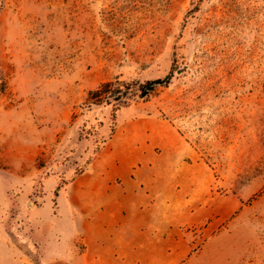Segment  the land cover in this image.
Listing matches in <instances>:
<instances>
[{
  "label": "rangeland",
  "instance_id": "374dc122",
  "mask_svg": "<svg viewBox=\"0 0 264 264\" xmlns=\"http://www.w3.org/2000/svg\"><path fill=\"white\" fill-rule=\"evenodd\" d=\"M168 77L125 107L87 103L107 82ZM147 118L237 200L185 264H264V0H0V264H41L28 236L55 195Z\"/></svg>",
  "mask_w": 264,
  "mask_h": 264
},
{
  "label": "crops",
  "instance_id": "0c3cea01",
  "mask_svg": "<svg viewBox=\"0 0 264 264\" xmlns=\"http://www.w3.org/2000/svg\"><path fill=\"white\" fill-rule=\"evenodd\" d=\"M215 181L172 123L130 120L55 195L53 218L28 240L41 264H185L205 224L211 237L236 208V198L215 192Z\"/></svg>",
  "mask_w": 264,
  "mask_h": 264
},
{
  "label": "trees",
  "instance_id": "16d2710c",
  "mask_svg": "<svg viewBox=\"0 0 264 264\" xmlns=\"http://www.w3.org/2000/svg\"><path fill=\"white\" fill-rule=\"evenodd\" d=\"M169 79L168 77L164 81L158 80L142 86L119 80L107 82L88 94L87 103L101 105L113 102L117 107H125L137 96L139 98L148 96L156 85L168 83ZM137 90L140 91V95L137 94Z\"/></svg>",
  "mask_w": 264,
  "mask_h": 264
}]
</instances>
